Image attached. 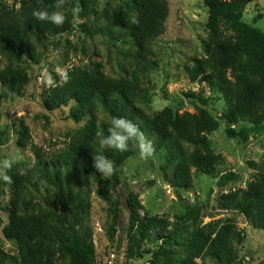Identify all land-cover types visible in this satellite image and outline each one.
<instances>
[{"label":"trees","instance_id":"1","mask_svg":"<svg viewBox=\"0 0 264 264\" xmlns=\"http://www.w3.org/2000/svg\"><path fill=\"white\" fill-rule=\"evenodd\" d=\"M79 1L86 12L91 11L90 0ZM256 1L259 0H204L208 8L205 56L195 57L191 64L185 66L191 83L204 85L225 101L226 108L221 115L225 134L243 143L250 140L252 133L264 132V31L244 21L246 7ZM53 2L22 0L19 9L0 2V49L8 57V64L0 71V125L2 103L8 95H22L30 80L26 72L15 67V61L39 64L34 41L45 44L49 38L69 32L72 28V12L64 14L66 19L60 27L37 21L31 15L34 9ZM123 7L131 18L124 37V42L129 45V55L143 70L152 71L155 69L152 44L165 31L168 2L127 0ZM261 18L258 15L257 20ZM109 20L107 28L116 25ZM82 28L87 30L88 27L84 24ZM139 74L134 71L115 79L107 76L100 64H95L91 68L69 69L65 83L53 73L57 86L44 90L41 97L43 108L55 111L72 104L70 118L77 123L87 122L83 128L70 134L68 147L61 153L48 158L35 147V170L41 174L38 179L34 174L20 173L12 168L8 174L12 176L13 183L6 185L0 181V194H5L6 187L10 194V201L4 209L9 222L3 228V234L8 240L15 241L19 249V257L12 258L10 264H53L49 260L50 251L68 264H95L97 252L93 233L84 221L90 214L91 205L83 200L80 203L82 212L71 214L74 213L72 206L81 199L78 185L89 184L90 175H100L92 166V155L100 154L99 139L103 137L98 118L100 108L113 117L127 118L142 132L157 137L161 148L165 147L169 152L168 159L174 167V187L192 189L193 169L202 175L218 178L220 187L238 179L232 171L217 173L222 157L214 152L209 135L219 129L220 123L203 108L211 98L204 92H184L188 100L202 106L198 112L178 113L165 108L151 118L140 108V104L150 101V93L143 87ZM241 124H249L250 127ZM17 135V146L25 149L31 143V133L23 119ZM7 141L6 138L1 144L5 145ZM249 165L256 169L258 166L252 161ZM42 177L56 187L62 209H40L36 213L22 215L23 196L30 186L37 188ZM217 203L219 209L238 212L254 228L264 230V160L257 175L245 188L220 194ZM204 206L196 204L188 207L172 223L168 217H142L139 197L130 193L127 208L130 214L131 256L140 255L136 251L140 238L143 240L150 233H155V238L150 240L162 241L169 248H160L153 262L162 256L174 264H206L208 259L218 264H239V247L246 238L244 232L231 218L203 224ZM109 235L113 240L115 229H110Z\"/></svg>","mask_w":264,"mask_h":264},{"label":"rangeland","instance_id":"2","mask_svg":"<svg viewBox=\"0 0 264 264\" xmlns=\"http://www.w3.org/2000/svg\"><path fill=\"white\" fill-rule=\"evenodd\" d=\"M90 1L91 11L86 12L79 0H68L63 10L64 14L72 12V8L80 9L71 19V30L49 38L45 44L34 41L40 59L39 64L15 61V67L26 72L30 80L22 95H8L2 103L0 160L14 158V169L20 173L34 174L35 179H38L41 174L35 170V147L48 158L61 153L68 147L70 134L86 124L87 120L77 123L70 118L72 104L55 111H47L42 106L41 97L48 88L46 78L49 75L53 76V73L57 75L58 67L66 66L68 71L74 67L91 68L95 64H100L102 71L115 79L123 78L134 71L139 72L143 87L150 93V101L140 104V108L151 118L165 108H171L178 113H196L202 106L188 100L183 93L204 92L211 100L203 108L220 123L219 129L209 135L214 152L222 157L217 173L220 175L232 171L238 176L236 181L220 187L218 178L202 175L193 169L192 189L181 190L174 187L172 184L174 167L168 159V150L165 147L161 148L156 136H150L143 131L154 146L153 154L146 159L141 158L135 142H129L126 152L100 145V154L114 162L116 172L108 179H102L100 175H90L89 184L78 185L77 191L81 199L72 206L74 213L71 215L82 212L81 201L83 203L85 200L86 204L91 205L90 214L84 221L93 233L97 252L95 264H165V262L174 264L172 260L162 256H158L157 261L153 262L160 248H169V245L162 241L150 240L155 238V233H150L143 240L140 238L136 249L140 255L131 256L132 246L129 240L131 234L128 232L130 214L127 208L129 195L134 193L139 197L142 217L144 215L168 217L172 223L175 222L176 216L184 214L188 207L204 204L203 224L231 218L244 232L246 238L239 247V264H263L264 230L254 228L238 212L219 209L217 198L220 194L245 188L257 175L264 160V132L252 133L246 143L228 138L224 130L225 123L221 118L226 108L225 101L217 93H211L204 85L191 83L185 71V66L191 64L195 57L205 56L208 8L204 0H167L169 14L165 31L152 44L155 69L149 72L143 70L136 59L129 55V45L124 42L125 31L131 21L130 14L123 7L127 0ZM0 2L19 9L22 0ZM258 15L263 18L257 20ZM108 20L116 25L107 28ZM244 21L264 31V0L250 3L246 7ZM84 24L88 27L87 30L82 28ZM7 64L8 57L0 49V71ZM98 118L103 136H106V127H111L113 116L100 108ZM22 119L31 133V143L25 149L19 148L16 144L17 130L20 129ZM242 125L250 127L249 124L240 126ZM6 138L7 143L2 145L1 141ZM250 161L257 163V169L249 165ZM38 181L37 188L30 186L23 196L22 215L36 213L40 209L47 211L53 208L62 209L54 184L43 177ZM5 190V194H0V264H10L12 258L19 257L17 243L8 240L3 234V228L9 222L8 213L4 209L10 201L9 189L6 187ZM110 229H115L113 240L110 239ZM50 252V257H45H49L53 264H68L67 261L61 260L58 254ZM198 262L201 263V260ZM206 264L218 263L208 259Z\"/></svg>","mask_w":264,"mask_h":264},{"label":"clouds","instance_id":"3","mask_svg":"<svg viewBox=\"0 0 264 264\" xmlns=\"http://www.w3.org/2000/svg\"><path fill=\"white\" fill-rule=\"evenodd\" d=\"M66 0H54L51 5L41 6L34 9L31 15L40 22H48L56 27H60L65 22L64 7ZM53 9V10H49ZM72 14L75 16L79 13V7L71 9ZM57 75L63 82L68 80L67 67H58L56 69ZM46 86L48 88H55L57 81L51 75L46 78ZM99 136V133L97 134ZM129 142H135L139 148L141 158H148L154 152L152 141L148 140L139 127L132 121L125 117H113L111 127L107 129V135L100 137L99 144L101 147L110 148L120 152H126L129 147ZM93 167L97 173L100 174L102 179H108L116 172L114 162L108 159L103 154L93 153L92 155ZM15 163L14 158H4L0 160V181L6 185L13 183V178L8 173L13 168Z\"/></svg>","mask_w":264,"mask_h":264}]
</instances>
